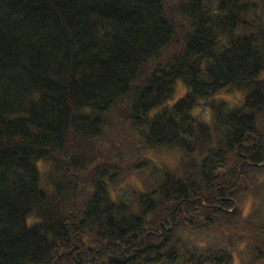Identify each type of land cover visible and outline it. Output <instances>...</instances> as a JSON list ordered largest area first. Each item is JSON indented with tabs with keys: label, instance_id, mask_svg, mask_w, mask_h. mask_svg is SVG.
Instances as JSON below:
<instances>
[{
	"label": "trees",
	"instance_id": "16d2710c",
	"mask_svg": "<svg viewBox=\"0 0 264 264\" xmlns=\"http://www.w3.org/2000/svg\"><path fill=\"white\" fill-rule=\"evenodd\" d=\"M263 3L0 0V264H264Z\"/></svg>",
	"mask_w": 264,
	"mask_h": 264
},
{
	"label": "rangeland",
	"instance_id": "374dc122",
	"mask_svg": "<svg viewBox=\"0 0 264 264\" xmlns=\"http://www.w3.org/2000/svg\"><path fill=\"white\" fill-rule=\"evenodd\" d=\"M251 1H253V0H251ZM255 1H257V0H255ZM263 6H264V3H263ZM185 93H186V90L183 88L182 82H178L177 87H176V92H175V95H174L171 103H175L177 100H179L181 97H183L185 95ZM175 158H177V157L165 155L161 158L160 157L157 158L156 160H158V162L161 160H165L167 162V164L172 165V164H174ZM133 174H134L132 177L133 184L138 183L136 176H135V173H133ZM123 185H125V184H123ZM250 209H251V203L247 204V210L246 211H248V210L250 211ZM237 263L240 264V261H237Z\"/></svg>",
	"mask_w": 264,
	"mask_h": 264
}]
</instances>
